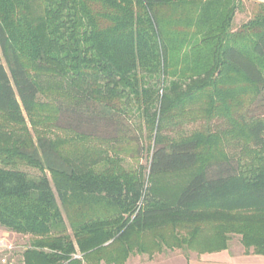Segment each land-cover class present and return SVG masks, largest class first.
Wrapping results in <instances>:
<instances>
[{"label":"trees","instance_id":"obj_1","mask_svg":"<svg viewBox=\"0 0 264 264\" xmlns=\"http://www.w3.org/2000/svg\"><path fill=\"white\" fill-rule=\"evenodd\" d=\"M232 3L0 0V228L31 237L21 264L213 254L232 236L264 256V4L232 32ZM134 113L146 178L121 166ZM84 127L117 145H83Z\"/></svg>","mask_w":264,"mask_h":264},{"label":"rangeland","instance_id":"obj_2","mask_svg":"<svg viewBox=\"0 0 264 264\" xmlns=\"http://www.w3.org/2000/svg\"><path fill=\"white\" fill-rule=\"evenodd\" d=\"M232 2V4L235 6V11L231 22V31L237 32L240 31L244 24L254 17L255 13L258 11V6L249 0H232ZM261 104L262 105L259 104V108L255 109L254 107L251 110H253V112L256 114L264 115V100ZM128 121V126H130L128 138L132 140L129 143L130 146L127 148H130L132 154L130 157L127 156L124 159L121 166L125 169V171L141 172L143 177L146 178L150 163V152L146 151V147L150 145L148 133L144 128L143 119L140 118L136 113L130 115ZM68 124H72V126L75 125L74 123L70 122H68ZM212 124L218 123L214 121ZM200 126L201 122H196L190 125L188 124L187 126H178L176 129L174 128V131L180 130L189 133L194 129H198ZM89 131L91 134H94V137L91 139H86V144L83 145H88L89 147H105L107 151L110 150V147L107 145L111 146L114 144L113 142L104 143L99 141L100 138L108 136L106 135L107 133L105 131L102 129L100 131L98 129L96 131H92V129H89L88 127L82 128V132L85 134H90ZM171 131V129H168L164 133L167 136H172ZM56 133L60 137H65L63 132ZM66 137H73V135L67 134ZM136 138H139L140 145L143 147V151L141 153L140 151H135L137 147L134 139ZM114 145L117 144L115 143ZM228 150L231 152L230 149ZM233 151L234 150L232 149V153ZM101 166L103 167L104 164L101 163ZM21 170L29 174L31 177L39 176V172L33 168L21 167ZM47 177L49 178V174H47ZM239 240V236H232L228 242L227 249L220 253L198 255L195 252H188L184 254L178 250L172 252L165 251L161 254L154 255L152 258H149L147 255H132L125 264H224L223 262L228 256L243 255V248ZM30 241L31 237L27 235L14 234L6 231L3 228H0V248L4 246L10 248L9 250H0V264H21L20 262L22 260V253L26 248H28Z\"/></svg>","mask_w":264,"mask_h":264},{"label":"crops","instance_id":"obj_3","mask_svg":"<svg viewBox=\"0 0 264 264\" xmlns=\"http://www.w3.org/2000/svg\"><path fill=\"white\" fill-rule=\"evenodd\" d=\"M249 1L255 4H264V0H249ZM223 263L224 264H264V256H257V255L228 256Z\"/></svg>","mask_w":264,"mask_h":264},{"label":"built area","instance_id":"obj_4","mask_svg":"<svg viewBox=\"0 0 264 264\" xmlns=\"http://www.w3.org/2000/svg\"><path fill=\"white\" fill-rule=\"evenodd\" d=\"M0 247H1V246H0ZM1 249H3V250H5V249L9 250L10 248H7V247L4 246V247L0 248V250H1ZM3 250H1V251H3ZM76 257L78 258V256H76Z\"/></svg>","mask_w":264,"mask_h":264}]
</instances>
